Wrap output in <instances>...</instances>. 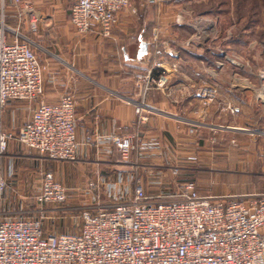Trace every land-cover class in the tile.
Segmentation results:
<instances>
[{
    "label": "crops",
    "instance_id": "obj_1",
    "mask_svg": "<svg viewBox=\"0 0 264 264\" xmlns=\"http://www.w3.org/2000/svg\"><path fill=\"white\" fill-rule=\"evenodd\" d=\"M175 1L162 6L156 0H132L138 14L118 13L106 38L100 27L85 35L72 29L69 17L73 0H31L38 15L31 47L42 69L43 93L38 100L55 104L65 92L74 96L77 159L68 176L85 181L71 188L80 192L75 196H81L85 204L95 201V192L104 204L131 198L138 184L149 197H169L177 185L187 182L174 179L186 170L180 165L195 163L201 153L204 135L196 133L193 125L199 124L193 112L198 109L195 93L201 73L190 72L195 60L202 62V54L193 51L194 63L184 56L192 51L184 40L186 27L194 31L197 27L196 21L194 26L189 24L183 6L178 7L180 3ZM4 8L15 18L12 0H5ZM154 61L176 63L181 72L170 75L164 89H140L134 75ZM243 78L234 79L237 85L233 87L217 82L218 99L230 98L235 105L236 115L228 118L230 126H219L222 114L218 105L203 110L200 119L226 132H246L242 126L264 123V93L255 89L259 84L264 90V77ZM38 100L10 101L0 111V131L17 133L30 120ZM137 104L144 109L140 115L135 113ZM118 135L134 136L132 165L120 162L112 143V137ZM228 156L226 153L224 157ZM52 162L57 161L15 140L8 141L0 155V176L5 183L0 197L12 194L25 197L22 200L33 199L39 193L42 175L54 166ZM90 182L96 183V190L89 189ZM13 202L0 205V210L10 219L23 218L16 215L24 211L26 201Z\"/></svg>",
    "mask_w": 264,
    "mask_h": 264
},
{
    "label": "built area",
    "instance_id": "obj_2",
    "mask_svg": "<svg viewBox=\"0 0 264 264\" xmlns=\"http://www.w3.org/2000/svg\"><path fill=\"white\" fill-rule=\"evenodd\" d=\"M73 1L69 22L79 35L100 27L109 38L118 13L137 15L132 0ZM4 2L0 0V111L10 101L32 102L43 93L39 59L31 40L19 33L20 27L36 32L37 12L31 0H12L17 27L9 28L3 20ZM176 71L177 64L154 61L134 79L140 89H160ZM195 96L208 104L216 100L218 89L200 88ZM75 104L68 92L55 104L38 100L30 120L16 134L0 131V155L8 141L15 140L52 161L75 162ZM143 110L135 106L136 114ZM112 143L120 162L132 165L134 136L118 135ZM4 187L0 177V194ZM88 187L96 190V183ZM94 198L81 211L75 234H46L43 209L37 211L40 215L14 219L0 210V264H264V195L245 202L203 196L193 182H185L169 197H149L138 184L131 198L110 204L101 203L98 192ZM66 199L67 189L52 173H44L36 204L55 207Z\"/></svg>",
    "mask_w": 264,
    "mask_h": 264
},
{
    "label": "rangeland",
    "instance_id": "obj_3",
    "mask_svg": "<svg viewBox=\"0 0 264 264\" xmlns=\"http://www.w3.org/2000/svg\"><path fill=\"white\" fill-rule=\"evenodd\" d=\"M173 1L175 0L157 2L163 6ZM175 2L180 3L178 7L183 6L184 15L186 14L184 17L189 24L194 26L196 21L197 31L186 27L184 40L192 51L186 52L184 56L194 63L196 57L193 51L202 54V62L195 60L196 66L193 65L190 72L193 74L195 70L201 73L198 89L205 87L218 89V81L224 87H233L237 85L234 79L241 81L245 80L243 77L246 76L264 77V0H176ZM3 20L7 27L16 28V18H11L6 9ZM243 30L246 31L244 35ZM19 33L34 40V33H28L22 27L19 28ZM180 67L177 65V71L169 73L165 85L160 89L165 88L170 75L181 72ZM255 85L257 92L264 93V90H260L259 84ZM228 103L234 109L233 113L227 109ZM211 105L219 106V112L222 114L218 123L220 127L230 126L231 119L228 118L236 115L234 102L230 98L219 100L217 96L216 100L208 104L198 101L196 106L198 109L193 112V119L202 125L194 127L196 133L204 135L200 144L201 153H198L195 163L180 165L186 170H183L180 177L174 179L193 182L198 193L203 196H231L245 202L264 195V123L242 126L248 130L246 132L222 131L221 128L200 119L202 111ZM239 122L242 125V119ZM220 143L224 145L220 146ZM219 151L221 154L215 156ZM226 153L229 155L228 158H225ZM52 163L54 166L48 172L53 173L55 180L67 189L68 197L65 203L55 207L40 206L36 205L34 198L22 200L25 197L11 194L6 197L1 196L0 205L14 204L13 201H26L23 204L26 208L16 216L33 217L39 213L37 211L43 209L44 213L37 215L42 217V227L46 234H75L80 226V213L88 204H85L81 196H75L80 192H74L71 188L85 181H75L70 175L68 176V173L74 171L75 163ZM1 178L4 181V177ZM101 198L99 200H103ZM109 200L113 202L112 197Z\"/></svg>",
    "mask_w": 264,
    "mask_h": 264
},
{
    "label": "trees",
    "instance_id": "obj_4",
    "mask_svg": "<svg viewBox=\"0 0 264 264\" xmlns=\"http://www.w3.org/2000/svg\"><path fill=\"white\" fill-rule=\"evenodd\" d=\"M44 230V229H43ZM45 232V231H44Z\"/></svg>",
    "mask_w": 264,
    "mask_h": 264
}]
</instances>
